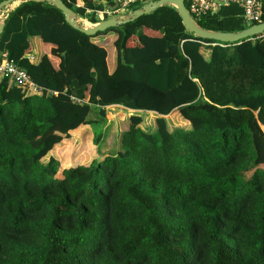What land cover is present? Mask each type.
Instances as JSON below:
<instances>
[{
  "label": "trees",
  "instance_id": "obj_1",
  "mask_svg": "<svg viewBox=\"0 0 264 264\" xmlns=\"http://www.w3.org/2000/svg\"><path fill=\"white\" fill-rule=\"evenodd\" d=\"M61 1L90 24L121 2ZM195 22L253 25L233 4ZM108 33L111 72L95 41ZM33 38L51 56L30 62ZM218 44L170 6L91 37L47 3L7 15L0 53L41 89L0 78V264H264V34ZM108 108L130 113L111 148ZM174 112L183 125L169 131ZM139 113L153 114L151 131Z\"/></svg>",
  "mask_w": 264,
  "mask_h": 264
},
{
  "label": "water",
  "instance_id": "obj_2",
  "mask_svg": "<svg viewBox=\"0 0 264 264\" xmlns=\"http://www.w3.org/2000/svg\"><path fill=\"white\" fill-rule=\"evenodd\" d=\"M17 1L41 2L50 4L61 12L64 18V22L70 28L90 37L95 36L97 33L105 32L108 29L119 27L126 23L132 22L135 19L143 15L150 14L156 9L164 6L173 7L177 11L181 23L187 33L192 34L193 36L201 40L215 41L220 44H234L239 41L258 37L264 34V22L250 26L237 33H222L204 30L199 27L198 24L189 16L184 5V0L151 1L145 4L140 9L124 15L122 18H109L106 20H102L96 24L88 23V25L82 24V21L75 15L72 10L67 8L61 0H5L0 3V11L1 9L7 8L12 3H15ZM2 29L3 23L0 22V34L2 32Z\"/></svg>",
  "mask_w": 264,
  "mask_h": 264
},
{
  "label": "built area",
  "instance_id": "obj_3",
  "mask_svg": "<svg viewBox=\"0 0 264 264\" xmlns=\"http://www.w3.org/2000/svg\"><path fill=\"white\" fill-rule=\"evenodd\" d=\"M135 1L144 2V0H121V2L119 3L118 10L124 11L127 5ZM232 4L237 5L242 10L244 20L247 24L256 25L261 23L260 21L262 14L261 0H184L185 8L189 16L194 21H196L197 18L207 16L208 14L213 12L215 8L227 7ZM76 7L79 8L78 5H76ZM118 10L114 12H110L108 10H104L103 12H95V16H97L100 21L103 20L102 16L104 14L107 16V19L116 18L117 17L116 14ZM122 17L123 16H119L118 18H122ZM218 45L221 46V44ZM33 59L34 58L32 56L28 57V60L30 62H32ZM2 77H6L16 85L22 88H26L28 90L39 91L41 89L40 86H38L37 84H35L30 80V78L26 75L24 70L17 67L14 64V62L11 59H9V57L5 52L0 53V78ZM70 100L74 102H79L78 100L72 97L70 98Z\"/></svg>",
  "mask_w": 264,
  "mask_h": 264
},
{
  "label": "rangeland",
  "instance_id": "obj_4",
  "mask_svg": "<svg viewBox=\"0 0 264 264\" xmlns=\"http://www.w3.org/2000/svg\"><path fill=\"white\" fill-rule=\"evenodd\" d=\"M82 24L85 23L83 22ZM103 39L104 37H97L98 41H102ZM112 47L108 45L107 49L109 50L110 56L113 55V59H114L115 52ZM113 61L114 60L108 59L109 65L113 64ZM129 115L130 113L128 111L119 108H110V109L108 108L106 110V124L101 126V131L102 134L106 136L105 140L109 148L112 147L114 140L117 139V135L127 129ZM139 115L142 118L141 128L144 130L151 131L153 129V124H154L153 114L139 113ZM165 120L167 122V127L169 131L173 130L174 128H177L178 126L183 125V122L177 112H174L169 116H166ZM262 130L264 133V127L262 128ZM44 140L46 141L47 144L52 143V137H44ZM62 149L64 150V152L68 151L69 149L72 151V149L68 145L64 146ZM70 156L71 155L68 152L67 159L70 158Z\"/></svg>",
  "mask_w": 264,
  "mask_h": 264
},
{
  "label": "crops",
  "instance_id": "obj_5",
  "mask_svg": "<svg viewBox=\"0 0 264 264\" xmlns=\"http://www.w3.org/2000/svg\"><path fill=\"white\" fill-rule=\"evenodd\" d=\"M153 1V0H152ZM22 1H17L15 3H12L10 6H8L7 8H4V9H1L0 11V22L3 23L5 18L7 17V15L12 11L14 10ZM126 15V12L124 13V11H120L118 10L116 16L119 17V16H124ZM80 19V18H79ZM82 21V23L84 22L85 24L84 25H88V22L83 20V19H80ZM39 21L41 23H45V26L46 28L51 25V21L48 19V20H45L43 18H40ZM99 37H104V39L102 41H98L97 38H95V41L97 42H100V43H103L104 45L106 44H110L114 38V34L112 33H108L106 35H103V36H99ZM31 45H30V49L28 50L29 52L26 54V57H29V56H32L34 59L33 61L38 58L42 53H46L48 55L51 56V50H52V47L47 45V44H44V43H41L40 39L38 38H33L31 40ZM110 53H109V50H108V57H109ZM109 60H114L113 59V55H111L109 58ZM56 61V64L59 65V59H55ZM108 61V60H107ZM109 72H111L113 69H114V61H113V64L109 65L108 63V66H107Z\"/></svg>",
  "mask_w": 264,
  "mask_h": 264
}]
</instances>
